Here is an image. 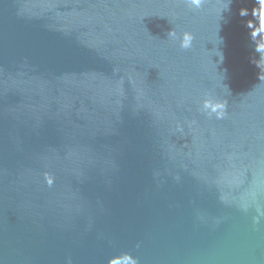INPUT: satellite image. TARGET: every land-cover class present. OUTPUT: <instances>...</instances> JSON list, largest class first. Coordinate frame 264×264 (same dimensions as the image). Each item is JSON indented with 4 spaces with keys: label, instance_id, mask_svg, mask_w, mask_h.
Wrapping results in <instances>:
<instances>
[{
    "label": "water",
    "instance_id": "95a60500",
    "mask_svg": "<svg viewBox=\"0 0 264 264\" xmlns=\"http://www.w3.org/2000/svg\"><path fill=\"white\" fill-rule=\"evenodd\" d=\"M0 264H264V0H0Z\"/></svg>",
    "mask_w": 264,
    "mask_h": 264
}]
</instances>
